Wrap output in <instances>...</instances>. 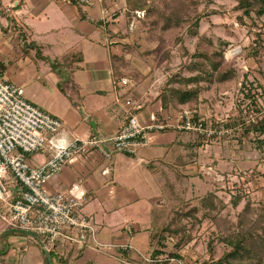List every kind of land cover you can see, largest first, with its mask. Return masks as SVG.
<instances>
[{
    "label": "crops",
    "instance_id": "crops-1",
    "mask_svg": "<svg viewBox=\"0 0 264 264\" xmlns=\"http://www.w3.org/2000/svg\"><path fill=\"white\" fill-rule=\"evenodd\" d=\"M10 1L13 7L7 11ZM58 2L73 35L67 39L68 51L52 57L43 54V46L35 50V45L28 43L20 17L23 0H0V69L8 81L24 89L29 102L63 121L60 135L101 140L73 156L46 187L49 191L78 189L85 193L80 211L91 218L96 239L123 248L99 250L85 245L61 250L42 235L8 225L3 218L19 193L18 184L11 181L9 200L0 201V264H177L167 260L173 250L166 245L171 237L155 234L167 224L169 207L181 201L179 194L183 195L184 188L179 189L180 183L191 179L201 162L224 176L254 171L260 179L254 186L264 198V147L257 148L242 133L236 123L238 112L229 116L234 134L218 142L205 143L197 134L175 129L179 109L163 107L159 97L166 73L145 65L139 56L141 46L131 51L126 48L130 42L136 45L138 37L127 29L125 0L93 5ZM113 56H123L142 78L128 77L131 84L126 86L116 83ZM129 97L137 100V108L126 105ZM260 99L264 101V96ZM131 109L142 124L155 117L168 125L151 131L147 145L135 155L112 150L107 159L101 149L108 148L105 141L127 121ZM261 109L264 112V106ZM196 113L203 114L199 106ZM206 146L215 148L199 155V149ZM49 153L40 150L27 159L39 166ZM250 159L255 167H244ZM155 250L159 253L153 258ZM178 253L190 254L183 248Z\"/></svg>",
    "mask_w": 264,
    "mask_h": 264
},
{
    "label": "built area",
    "instance_id": "built-area-1",
    "mask_svg": "<svg viewBox=\"0 0 264 264\" xmlns=\"http://www.w3.org/2000/svg\"><path fill=\"white\" fill-rule=\"evenodd\" d=\"M68 3H81L93 5L105 0H63ZM13 7L10 1L7 11ZM145 16L144 10H135L127 22V29L132 32L140 26V20ZM121 86L131 84L128 77H121L115 81ZM129 108H137V100L129 97L126 101ZM258 111L248 114L247 122L254 121L256 117L264 115L257 105ZM129 110L127 121L121 125L118 132L107 143V149H101L104 157H111V151H119L128 155H135L137 150L148 143L149 134L154 130L167 127L165 121H157L151 117L147 124L139 122L136 111ZM230 118L203 117L187 108L179 111L174 125L178 131L197 134L205 143L218 142L234 134ZM64 128L63 121L41 110L25 97V91L8 81L0 69V201L9 200L11 181L19 187V193L10 204V212L4 221L13 227L27 230L45 237L50 245L56 242L59 249L66 246L76 248L85 245L99 250L107 248H123L117 244L102 243L96 239V229L91 218L80 210L86 197L78 189H71L68 193L49 191L46 187L49 179L73 156L86 152L89 147L97 146L101 140L67 139L60 135ZM251 136V135H250ZM48 150L47 159L39 166L32 165L27 156L40 151ZM209 171L211 167H208ZM248 171L243 170L235 176H228L236 180L245 192L250 193L251 181H245ZM220 181L225 176L213 172ZM234 189H232L233 192ZM172 239V238H171ZM169 261L177 264L197 263L194 255L169 257Z\"/></svg>",
    "mask_w": 264,
    "mask_h": 264
},
{
    "label": "trees",
    "instance_id": "trees-1",
    "mask_svg": "<svg viewBox=\"0 0 264 264\" xmlns=\"http://www.w3.org/2000/svg\"><path fill=\"white\" fill-rule=\"evenodd\" d=\"M162 2L163 9L159 10L158 6L153 4V0H125L127 22L135 10H144L145 16L140 20V23L147 24V36L153 41L163 43L164 39L160 36L151 35L154 30L160 29L164 32L177 28L188 20L190 21L187 33L195 37L194 50L191 53L180 35L177 37L179 47L175 51L167 50L164 53L163 69L166 74L160 86L159 97L163 107L171 106L179 109V111L187 108L196 117L198 115L196 110L200 102L204 100L202 94L212 84H216L226 91L237 84L239 75L234 67L223 63L224 49L228 43L223 42V45H216L208 37L199 33L201 21L209 19L210 14H217V9L207 10V4L197 13L196 4L198 0H162ZM234 10L239 12L236 15L238 26L251 29L252 26H257L264 17V0H236ZM192 13L194 15H191ZM133 44L128 43L126 48L131 51L135 46ZM245 52L248 57L259 63L260 55L264 52V23H261L259 30L254 33V38L245 47ZM187 56L190 58L186 63L187 59L185 58ZM111 59L113 60L115 81L124 76L135 79L142 78L137 69L130 67L123 56H113ZM174 61H178V68L175 72H171L170 65ZM182 69H186L189 74L182 73ZM247 74V72L244 73L242 87L240 86L239 90L249 103L243 107L237 104L240 118L236 123L241 128L242 133L248 135L251 141L256 144V147L261 149L264 147V115L248 122L247 116L249 113L259 110L257 105L259 99L264 96V86L261 84L253 86L250 81L249 86L246 87ZM231 126L234 128L232 124ZM255 176L254 171H249L244 179L245 181H251ZM233 189L230 203L233 207H237L240 201L247 196L244 194H247V192L235 183ZM212 197L216 199L217 196L210 191L208 195L201 199L204 210L208 212L215 207ZM185 202L181 200L179 202L180 206L186 205ZM253 204L248 199L238 213L235 223L226 227L227 229L222 230L219 223H216L219 229L211 235V239L214 241L208 243L209 252L206 261L202 262L203 264H264V198H261L255 207H252ZM180 206H178L179 209L173 210V213L179 212V216H172L173 219L171 218L162 227L161 231L155 234V236H159L161 233L163 237V234L169 231L171 233H169V236L174 235V251L168 253L167 260L169 257H179L178 251L189 244L194 237L189 229L190 225L188 227L186 217H190L194 212L196 213L198 208L191 207L184 211ZM206 211L202 214V218L208 216ZM194 221L195 219H191L190 223ZM214 242H222L228 246V249L216 257L213 249ZM158 253L155 250L151 256L154 258Z\"/></svg>",
    "mask_w": 264,
    "mask_h": 264
},
{
    "label": "rangeland",
    "instance_id": "rangeland-1",
    "mask_svg": "<svg viewBox=\"0 0 264 264\" xmlns=\"http://www.w3.org/2000/svg\"><path fill=\"white\" fill-rule=\"evenodd\" d=\"M58 1L61 0H23L21 6L23 12L20 15L25 24V27L24 24H22V27L25 30L28 43L34 44L35 50L38 48V45L43 46V54L52 57L68 51L67 39L71 34L73 35V29L67 22L66 16L62 11V6ZM207 1L208 0H198V3L196 4V12H200L208 4L207 10L214 8L217 9L218 13L210 14L209 19L201 21L199 33L208 37L216 45H223V42L228 43L224 49L223 63L227 66L234 67L239 77L237 84L226 91L223 90L222 87L212 84L210 88L202 94L204 100L200 102L199 108H201V111L203 112L201 115L203 117L208 118L217 116L225 118L230 115L234 116L235 112H238L237 104H240V106L243 107L249 103L248 100L244 99L243 93L239 90L243 81V75L246 71L249 73L247 82L245 83L246 87L247 85L249 86L250 81L253 83V86L264 83V52L260 55L259 63H256L252 58L248 57L245 52V47L254 38V33L259 30L260 24L264 23V17L257 26H252L251 29L248 27H241L238 26L236 22V15L239 13L234 10L236 0H210L208 3ZM149 3L151 4V2ZM153 4L157 5L159 10L163 9L162 0H153ZM191 15L194 14L192 13ZM189 23L190 21L188 20L187 22L182 23L181 26L164 32L160 29L154 30L151 35L157 37L160 36L164 39L163 43L151 40L150 37L147 36V24L141 23L139 28L134 30L132 36L134 35L136 38L138 37V41L134 48L137 49L139 46L143 48L140 50L139 56L140 59L144 60L143 62L145 65L157 68L165 73V70L163 69L164 53L167 50L175 51V49L179 47L177 37L180 35L183 38L182 40L184 44H186L192 53L194 50L193 46L195 37H192L187 33ZM45 44L48 46H45ZM60 58L61 57H59V59ZM189 58V56L185 58L187 59L186 63ZM177 68L178 61L172 62L170 65L171 72H175ZM182 73L189 74L186 69H182ZM41 81L43 82V79H41ZM60 88L61 86H59V89ZM258 105L262 108L264 106V101L260 99ZM238 114L240 113L238 112ZM214 148L215 147L210 146L200 148L199 155L202 153L206 154L209 150ZM251 151L256 155H259L260 153L258 150L256 151L255 148L251 149ZM248 161L250 162L249 165H244V167L248 168L252 166V168H254L255 164H253V159ZM209 166L201 162L195 170L196 172H194L195 175H193L191 179L180 183L179 189L184 188V190L182 196L179 194V200L186 201L185 203L187 204L182 207L180 204L175 205V207L171 205L168 214L169 222L172 216H179V212L173 213L174 209H179L178 206L184 211H187L191 207L198 208L196 213L194 212L190 217H186L188 227L190 225L189 229L194 237L193 240L183 248L186 252L197 257V263L206 261L209 252L208 243L214 241L211 239V235H213L219 227L222 230H225L227 229L226 227L231 224L233 225L238 213L248 199L254 203L252 207H255V205L258 204V201L261 200L260 191L258 187L254 186L256 183L259 185L258 180H260L259 176L257 177L256 175L249 185L250 193H244L247 196L240 201L237 207H233L230 203V198L232 196L234 183L235 185H238L242 181L239 179V183L233 182L236 180H232L234 178L231 179L228 176L235 175H228L225 176L226 178L224 182H222L212 174L213 171L211 172L208 170ZM210 191L214 192L217 197L216 199L213 197L211 198L215 207L208 212L204 210L201 204V199L208 195ZM204 211L208 213L206 218H202V214L205 213ZM191 219H195V221L190 223ZM216 223H219L220 226L218 227ZM169 233L170 232L168 231L166 236L171 234ZM173 236H169L172 239L167 237V247L169 246L173 248V243L175 241ZM213 249L215 256L218 257L228 249V246L222 242H214Z\"/></svg>",
    "mask_w": 264,
    "mask_h": 264
}]
</instances>
